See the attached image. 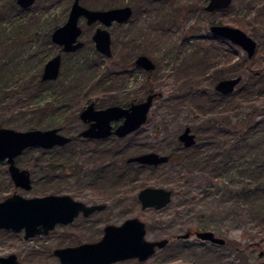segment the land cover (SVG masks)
Here are the masks:
<instances>
[{
  "label": "rangeland",
  "instance_id": "374dc122",
  "mask_svg": "<svg viewBox=\"0 0 264 264\" xmlns=\"http://www.w3.org/2000/svg\"><path fill=\"white\" fill-rule=\"evenodd\" d=\"M73 1L36 0L23 10L15 0H0V128L16 132L59 129L71 139L83 128L79 115L88 100L97 108L109 104L124 108L132 101L140 103L152 92L159 96L153 100L146 123L126 137L120 149L128 150L130 157L141 155L138 152L171 157L182 148L179 160L187 158V165L173 158L155 169L131 165L132 180L118 183L115 175L124 168L123 157L117 151L107 157L101 154L102 148L112 149L118 142L100 147L80 138L73 146L24 151L15 161L30 174L32 188L24 191L15 188L6 164L0 162V202L13 194L25 199L54 195L68 196L85 206L105 207L87 218L79 215L69 225H58L47 236L24 240L23 232L0 231V258L14 255L21 264H58L54 250L95 243L106 226L138 218L145 224L147 241L170 242L145 262L115 264H264V173L254 170L260 160L264 164V129L259 127L250 136L239 138L246 125L264 120V88L258 84L264 76H243L235 89L239 92L255 83L262 95L246 101H234L231 96L219 99L216 84L234 78L230 72L244 69L241 62L247 58L240 48L209 35L211 22L243 31L256 43L253 60L246 66L255 73L264 72V0H232L227 11L212 15L198 10L208 0H157L154 7L137 9L130 22L121 24L124 26L107 29L109 58L98 53L91 41L94 30L102 28L100 24L87 27L82 19L84 47L62 54L59 77L40 84L45 63L60 52L51 42V34L65 24ZM124 2L129 6L134 0ZM79 3L100 10L99 2ZM196 38L203 40L200 48H216L221 60L235 55L237 67L221 61L206 63L193 55L191 39ZM138 50L145 54L134 53ZM140 55L154 63L153 71L134 66ZM86 62L99 64L97 70L108 69L112 62L125 68L128 79L115 78L117 86L112 87L104 74L87 69ZM201 68L207 69L204 75ZM113 72L120 74L124 69ZM185 128L196 141L187 149L178 142ZM102 161L111 170L99 182L90 175ZM144 188L171 191L170 203L161 210H142L137 195ZM198 232H212L225 245L202 242L195 237ZM185 234L190 237L175 239ZM257 243L263 244L246 249Z\"/></svg>",
  "mask_w": 264,
  "mask_h": 264
},
{
  "label": "water",
  "instance_id": "95a60500",
  "mask_svg": "<svg viewBox=\"0 0 264 264\" xmlns=\"http://www.w3.org/2000/svg\"><path fill=\"white\" fill-rule=\"evenodd\" d=\"M36 0H16L20 9L30 8ZM232 0H208L204 11L214 13L224 11L230 7ZM132 9L128 6L112 8L108 10H89L74 0L67 21L55 29L51 34V42L62 47L63 53H74L83 47L78 39L81 29L79 20L84 18L88 26L98 22L103 28H97L91 39L98 53L106 58L111 57V37L107 29L114 23L124 24L130 20ZM209 32L217 38L223 39L246 53L248 59L255 55L256 43L243 31L224 25H212ZM61 65V55H56L48 60L41 76V82L55 81L58 78ZM135 66L150 72L154 70V63L145 56H138ZM241 81L240 77L220 80L214 87L221 95H230ZM156 94L149 95L143 102L131 104L129 108L118 106L108 107L102 110L94 109L89 104L79 115L84 123H90L89 127L80 132L79 137L86 139H105L111 135L117 138H125L139 130L147 121L149 110L152 107ZM122 120V123L112 131V122ZM70 138L60 134L59 129L48 131L31 130L16 132L11 129L0 128V162L7 165L9 177L15 188L30 191L31 179L26 170H21L15 164L25 150L38 148L51 150L64 147L69 144ZM178 141L185 148L194 144V136L190 129L185 128ZM167 156L156 153H146L131 157L127 163H136L142 166H159L167 163ZM172 193L160 188L142 189L137 197L141 209L161 210L171 201ZM103 205L85 206L72 200L68 196L49 195L40 198L25 199L17 194L0 202V231L23 232L24 240L38 236H47L56 226L71 224L80 214L87 218L95 212L102 211ZM190 234L177 237L186 240ZM195 237L204 242L223 245L224 241L215 238L211 232H198ZM167 239L158 241L146 240V227L138 218L125 220L119 226L108 225L103 229L101 239L95 243L80 244L76 247L56 249L53 255L58 264H115L128 260L145 262L158 250L165 248ZM0 264H21L14 255L0 258Z\"/></svg>",
  "mask_w": 264,
  "mask_h": 264
},
{
  "label": "trees",
  "instance_id": "16d2710c",
  "mask_svg": "<svg viewBox=\"0 0 264 264\" xmlns=\"http://www.w3.org/2000/svg\"><path fill=\"white\" fill-rule=\"evenodd\" d=\"M82 1H85V2H93V1L99 2L101 4L100 5V10H105V9H110V8H116V7L124 6V4H125L124 0L121 1L122 2L121 4H120L119 0H82ZM155 1H157V0H134V3L133 4L130 3L128 5L133 9V16H134L135 15V12L137 11V9H138V11H140L139 8H141V7L142 8H146L148 6L154 7L155 6V4H154ZM102 2H103V4H102ZM12 4H14V3L12 2ZM204 7H205L204 5H203V7L198 6V10H199V12L201 14H203V15L204 14L205 15H212L213 14V13H208V12L204 11ZM96 9H98V8H96ZM227 10L228 9H226V11ZM224 11H220V12H224ZM139 14H141V12H139ZM131 19H130V21H131ZM130 21H128V22H130ZM212 25H221V24L220 23H217V22H211L209 24V28ZM122 26H124V25H117V28L118 27H122ZM190 31L191 30H189V32ZM193 33H195V32H193ZM209 35L211 36L212 34L209 32ZM212 37L217 42L224 41V40H222L220 38L214 37L213 35H212ZM191 41H193V43H194L193 44L194 51H193L192 54L195 55V56H199L201 60H204V62L207 63V62H210V61H215L216 63H218V61H221V63H223L224 65H226L228 63L234 64L233 65V69H235L237 67V65H238L237 63H239V60H236V56L235 55H232L230 58H226L225 60H221L220 59L221 56H216V53L215 52L219 53L216 48H205V49L200 48L199 45H200L201 42H203L202 38H196L194 40L191 39ZM224 42H226V41H224ZM225 45H227V44H225ZM183 50H184V48H182V51ZM134 53H136V54H138V53L139 54H145L142 50L135 51ZM246 58H247V56H246ZM252 58L251 59H248L247 58L245 61H242L241 64L243 65L244 69H235V70H232V72H230L229 76L234 77V78L235 77H240L242 80H243V76H249V77L257 78V79H259L262 76H264V72L263 71H258V72L255 73V71L250 70V67L249 66H246V64H248L250 61L253 60ZM182 61H183V59H182ZM236 61H237V63H236ZM182 64L183 63H181L180 65H182ZM243 67H241V68H243ZM86 68L87 69H92V70L96 71V73L104 74V78L105 79H108L109 83L112 84V87L114 85L117 86V83L114 82V79L115 78H118L116 80H120V81H122L123 79H126V80L128 79V78L125 77V75L127 74L125 68L124 67H119V66L115 65L112 62H109V65L107 66L108 69L97 70V69L100 68V65L99 64H96V62H86ZM119 68H123L124 69V72H122L120 74H115L113 71H115V70H117ZM203 68H201V69L203 70ZM206 70L207 69H204L202 71L203 73H201V74L204 75L205 72H206ZM201 74L199 73V76H202ZM105 75H111V76H113V79L111 80L108 76H105ZM192 76L193 75L190 74L189 75V78L190 79H193ZM263 82L264 81L258 83L259 85H261V89L264 88V83ZM39 83L42 84V83H45V82L39 81ZM214 91H215V89H214ZM149 93H152V92H149ZM262 93L263 92H261V90L257 87V85L255 83H253L252 85L244 86L242 89L239 90V92L236 91V90H234L230 95H227V96L219 94V97L218 98L221 99V100H224L225 98H228L229 96H231V97L234 98V101H246V100L249 99L250 96L259 95V94L262 95ZM200 96L203 97V94H200L199 95V98H200ZM256 97H260V96H256ZM86 104H88V105L91 104V101L88 100L86 102ZM109 106H112V105L109 104L108 106H102V107L98 106V108H100V109L102 108L103 109V108L109 107ZM262 113L264 114V110H262ZM263 126H264V120H262V122H260L258 124H255L253 126H251L250 124H248V125H246L245 132L242 131L243 133H241L239 131V133H240L239 138H241V137L244 138L247 134H248V136H250V134L253 133V132L255 133V131L259 127H262V129H264ZM247 137H246V140H249V137H248V139H247ZM79 139L80 138L78 137V134L76 136H74V137H71V141L72 142L70 144H68V146H73L76 142L82 141V140H79ZM83 141L84 142H88V144H91V145H94V146L95 145H98L100 147L101 146L104 147V145L107 144V143H109V142H118V144L114 148H112V149L111 148H108V149L102 148V151L100 150L101 151V154H103L104 157L105 156L107 157V156L111 155V152H116V151H117V153H120V156L121 157H123L122 165H123L124 168L119 169V172H117L116 175H115L116 176V181L118 183H121L124 180H132V177L133 176H132V171H131V165H136V167L139 168V169H144L145 168V167L137 166V164H131V163L129 164V163H127V159L130 158V156H132V155H130V152H128V150L120 149L122 143L125 142V141H127V138L126 139H119V140L113 138V139H110L108 141L94 142V143L93 142H89V141H85V140H83ZM180 151L183 152L184 150L181 148V150H179L178 153ZM178 153L175 154V152H174L173 155L170 158H173V160L176 161V162L184 161V162L179 163V164H181V165H187L186 164V159L187 158H185L184 160L183 159H180L179 160V154ZM137 154H141L142 155V153H140V152H138ZM114 155H116V154H113V156ZM17 159H16V162H17ZM256 165H257V167L254 170L257 171L258 173L259 172L260 173H264V164L261 162V160H260V165H259V162H257ZM100 166L101 167L96 172H94V173L91 172V175L90 176L92 178H95L96 181L103 182V180L105 179V174H107L109 172V170H111V167H110V164L103 165V161H102V163H101ZM160 166H158V167H160ZM158 167H153V168L155 169V168H158ZM118 173H119V175H118ZM175 239H177V237H175ZM168 241L170 242V240H168ZM76 244H79V242H76ZM262 244L257 243L255 245H249L246 249L247 250L256 249L258 247H261Z\"/></svg>",
  "mask_w": 264,
  "mask_h": 264
},
{
  "label": "flooded vegetation",
  "instance_id": "af4514ba",
  "mask_svg": "<svg viewBox=\"0 0 264 264\" xmlns=\"http://www.w3.org/2000/svg\"><path fill=\"white\" fill-rule=\"evenodd\" d=\"M15 2H16V0H15ZM79 4H80V3H79ZM120 8H121V7H120ZM130 8H131V7H130ZM131 9H132V8H131ZM132 16H133V9H132ZM132 16H131V18H132ZM131 18H130V19H131ZM82 19L84 20L85 25H86L87 27H91V26H93L94 24H97V23H98V22H96V23H94V24L88 26L87 23H86V20H85L84 18H81L80 20H82ZM80 20H79V21H80ZM126 23H127V22H126ZM98 24H100V23H98ZM124 24H125V23H124ZM113 25H117V24L114 23ZM78 26H79V23H78ZM100 26L103 28V26H102L101 24H100ZM79 27H80V26H79ZM111 27H112V26H111ZM111 27H110V28H111ZM58 28H59V27H58ZM56 29H57V28H56ZM80 29H81V27H80ZM96 29H97V28H96ZM96 29H95V30H96ZM95 30H94V32H95ZM94 32H93V34H94ZM93 34H92V35H93ZM92 35H91V37H92ZM81 36H82V29H81V35H80V37H79L78 40H79L80 42H82V43L85 45V43L81 40ZM216 38H217V37H216ZM222 40H223V39H222ZM91 41H92V39H91ZM224 41H225V40H224ZM92 43H93V42H92ZM93 44H94V43H93ZM84 45H83V47H84ZM56 46H57V45H56ZM58 47L60 48V52H59L57 55H61V56H62V54H66V53H63V52H62V47H61V46H58ZM83 47H82V48H83ZM82 48H81V49H82ZM81 49H80V50H81ZM78 51H79V50H78ZM76 52H77V51H76ZM76 52H74V53H76ZM67 54H73V53H67ZM55 56H56V55H55ZM140 56H143V55H140ZM137 57H138V56H137ZM137 57H136V58H137ZM136 58H135V60H136ZM61 60H62V58H61ZM135 60H134V66H135ZM154 66H155V65H154ZM135 67H136V66H135ZM60 68H61V65H60ZM136 68H137V67H136ZM154 68H155V67H154ZM138 69H140V68H138ZM140 70H142V69H140ZM59 71H60V70H59ZM143 71H144V70H143ZM152 71H153V70H152ZM150 72H151V71H150ZM41 76H42V75H41ZM58 77H59V75H58ZM40 81H41V77H40ZM147 93H148V94L146 95L145 99H146L149 95H153V94H155V93H149V92H147ZM158 96H159V95L156 94V97H158ZM156 97H155V98H156ZM145 99H144V100H145ZM144 100H143V101H144ZM143 101H141V102H143ZM141 102H140V103H141ZM91 104H93V103H91ZM131 104H137V103H136L135 101H132V102H130V103L128 104V106H126V107H124V108H129V106H130ZM93 105H94V104H93ZM115 106H116V105H115ZM86 107H87V106H86ZM86 107H85V108H86ZM109 107H112V106H109ZM118 107H119V106H118ZM85 108H84V109H85ZM106 108H108V107H106ZM106 108H103V109H106ZM121 108H123V107H121ZM84 109H83V110H84ZM94 109H96V110H102V108H101V109H100V108H97V107H95V105H94ZM83 110H82V111H83ZM121 123H122V120H119V121H117V122H112V123H111L112 131H114V130H115V129H116ZM82 125H83V128H82L81 132L84 131V130H86V129L89 127L90 123H84V122H82ZM184 130H185V129H184ZM59 131H60V130H59ZM135 132H136V131H135ZM135 132H134V133H135ZM79 134H80V133H79ZM79 134H78V137H79ZM132 134H133V133H132ZM190 134H191V132H190ZM130 135H131V134H130ZM130 135H128V136H130ZM128 136H127V137H128ZM193 136H194V135H193ZM79 138H81V137H79ZM113 138L119 140V139H125L126 137H125V138H117L116 136L111 135V136L108 137V138H105V139H99V140L86 139V138H81V139H82V140H85V141H89V142H93V143H94V142L108 141V140L113 139ZM178 142H179V141H178ZM195 143H196V141H195V137H194V144H193V146L195 145ZM179 146L185 148V147L183 146V144L180 143V142H179ZM185 149H187V148H185ZM145 154H146V153H145ZM134 157H135V156H134ZM167 157L170 159L169 156H167ZM130 158H131V157H130ZM128 159H129V158H128ZM128 159H127V160H128ZM168 161H169V160H168ZM2 163H4V162H2ZM129 164H130V163H129ZM131 164H136V163H131ZM138 165H139V164H138ZM6 166H7V165H6ZM140 166H142V165H140ZM159 166H160V165H159ZM150 167H153V166H150ZM156 167H158V166H156ZM144 189H145V188H144ZM171 198H172V196H171ZM167 206H168V205H167ZM80 215H81V214H80ZM81 216H82V215H81ZM82 217H83V216H82ZM211 233H212V232H211ZM213 235H214V234H213ZM177 237H178V236H177ZM214 237H215V238H218V237H216V236H214ZM219 239H220V238H219ZM223 241H224V240H223ZM168 243H169V242H168ZM208 243H210V242H208ZM211 244H213V243H211ZM213 245H216V246H224V245H225V241H224V244H223V245H218V244H213Z\"/></svg>",
  "mask_w": 264,
  "mask_h": 264
}]
</instances>
